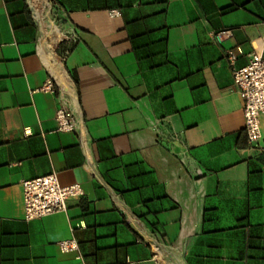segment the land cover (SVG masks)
Wrapping results in <instances>:
<instances>
[{
  "label": "crops",
  "instance_id": "obj_1",
  "mask_svg": "<svg viewBox=\"0 0 264 264\" xmlns=\"http://www.w3.org/2000/svg\"><path fill=\"white\" fill-rule=\"evenodd\" d=\"M45 6L0 0V264H158L149 238L159 264H264V116L251 146L225 58L264 55V0ZM61 104L82 143L55 130ZM53 172L83 195L24 220L22 181Z\"/></svg>",
  "mask_w": 264,
  "mask_h": 264
},
{
  "label": "built area",
  "instance_id": "obj_2",
  "mask_svg": "<svg viewBox=\"0 0 264 264\" xmlns=\"http://www.w3.org/2000/svg\"><path fill=\"white\" fill-rule=\"evenodd\" d=\"M111 15L118 14L111 10ZM230 30L210 33L217 40L223 34L229 35ZM65 56V55H63ZM225 58L231 70V76L239 95L242 98V114L247 143L258 146L261 139V117L264 116V55L252 51L244 65H237V53L234 49L225 50ZM41 89L54 94L61 89L59 83L49 74ZM56 131L72 132L79 136L82 143L84 128L79 109H73L68 104H61L55 110ZM23 219L30 221L57 211H65L67 201L83 195L79 183L61 184L56 173H48L21 183ZM152 250V259L156 263L161 261V248L153 239H148ZM62 252L76 251V239L69 238L57 242ZM79 258V256L77 257Z\"/></svg>",
  "mask_w": 264,
  "mask_h": 264
},
{
  "label": "rangeland",
  "instance_id": "obj_3",
  "mask_svg": "<svg viewBox=\"0 0 264 264\" xmlns=\"http://www.w3.org/2000/svg\"><path fill=\"white\" fill-rule=\"evenodd\" d=\"M43 2H44V4L46 5L44 10H45V12H47V17H48L49 21L52 23V22H54L55 17H54V15L52 14L51 10L48 9V7H50V6H49V5H50V2H49L48 0H43ZM55 21H56V20H55ZM47 30H49V28H48ZM55 52L59 53V52H58V48H55Z\"/></svg>",
  "mask_w": 264,
  "mask_h": 264
},
{
  "label": "trees",
  "instance_id": "obj_4",
  "mask_svg": "<svg viewBox=\"0 0 264 264\" xmlns=\"http://www.w3.org/2000/svg\"><path fill=\"white\" fill-rule=\"evenodd\" d=\"M48 1L51 2V3H53V0H48ZM59 41H60V39H57L55 41L54 46H56ZM60 47H61V50L59 51L60 54H65V52L68 51L69 48H70V46H67V45L64 46V45H62V43L60 44V46L58 48H60Z\"/></svg>",
  "mask_w": 264,
  "mask_h": 264
},
{
  "label": "bare ground",
  "instance_id": "obj_5",
  "mask_svg": "<svg viewBox=\"0 0 264 264\" xmlns=\"http://www.w3.org/2000/svg\"><path fill=\"white\" fill-rule=\"evenodd\" d=\"M40 6H38V7H36V8H34V13H35V11H39L40 10ZM36 14V16H37V13H35ZM41 29H42V27H41ZM50 67H51V69H52V71L55 69V63H53L52 62V64L50 65ZM54 76V78L56 79V77H55V75H53ZM52 76V77H53ZM57 80V79H56ZM58 81V80H57ZM59 82V81H58ZM60 83V82H59Z\"/></svg>",
  "mask_w": 264,
  "mask_h": 264
}]
</instances>
